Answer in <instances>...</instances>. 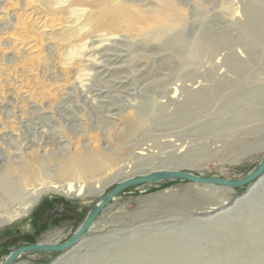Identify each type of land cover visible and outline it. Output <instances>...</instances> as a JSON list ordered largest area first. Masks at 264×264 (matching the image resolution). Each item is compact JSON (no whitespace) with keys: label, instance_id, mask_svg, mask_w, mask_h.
I'll use <instances>...</instances> for the list:
<instances>
[{"label":"rangeland","instance_id":"374dc122","mask_svg":"<svg viewBox=\"0 0 264 264\" xmlns=\"http://www.w3.org/2000/svg\"><path fill=\"white\" fill-rule=\"evenodd\" d=\"M39 1L0 0V175L12 161L32 160L38 172L31 186L13 181L22 205L2 206L0 264L48 235L66 242L126 174L171 166L237 180L264 157V47L245 28L249 7L264 9V0H173L168 7L162 0H109L104 8L105 0L77 7L53 0L59 5L49 11ZM70 25L76 36L58 41ZM218 34L231 45L199 49L197 63H189L197 43ZM241 64L242 71L233 70ZM196 91L205 99L187 102V93ZM130 122L133 137L126 136ZM92 151L118 156L97 176L72 181L93 198L49 191L69 181L59 173L71 157ZM198 186L166 180L127 188L71 253L28 254L14 263L264 264V192L237 206L249 185L229 189L234 193ZM215 201L221 208L209 211ZM244 222L262 226L248 236L256 246L248 259L238 244L224 242ZM166 251V263L155 261ZM180 255L185 262L177 261Z\"/></svg>","mask_w":264,"mask_h":264},{"label":"bare ground","instance_id":"6f19581e","mask_svg":"<svg viewBox=\"0 0 264 264\" xmlns=\"http://www.w3.org/2000/svg\"><path fill=\"white\" fill-rule=\"evenodd\" d=\"M41 6L46 10L49 11L51 10V8L53 6H58L59 3L58 1H55L53 3V0H40L39 1ZM82 2V0H71L69 2V6L75 5L77 7V5H80V3ZM90 2V1H87ZM173 0H162L161 5L163 7H168L172 4ZM86 3V2H85ZM83 4V3H82ZM109 4V0H105L102 3V7L104 8L105 6H107ZM119 5V4H118ZM120 6V5H119ZM82 7V6H81ZM122 8V7H121ZM75 9V8H74ZM67 10V8H66ZM250 10V14H251V22L249 23V25H246L245 28L248 31H251V34L254 36V38L259 42V44L264 47V9L263 8H258L253 9L251 8V6L249 7ZM121 11V9H117L116 14H119ZM69 12V11H68ZM109 13V12H108ZM112 13V12H111ZM80 16V15H79ZM84 16V15H83ZM116 16V15H114ZM119 16V20H124V17L122 15H117L116 17ZM72 18V17H71ZM78 18V17H77ZM81 18V17H80ZM88 18H90V16H88L86 18L87 21H90V19L88 20ZM73 20V19H71ZM77 20V19H76ZM80 20V19H79ZM77 20V21H79ZM116 20V19H115ZM104 21V20H103ZM76 22V21H75ZM80 22V21H79ZM67 24L71 23L72 21H68L66 22ZM65 23V24H66ZM74 23V22H73ZM77 23V22H76ZM81 23V22H80ZM75 25V24H74ZM80 25V24H79ZM94 25V24H93ZM89 27V26H88ZM73 27H67L66 33L63 35H59L57 37L58 41H68V40H72V37L76 36L75 35V31H73L74 29H71ZM84 28H86L84 26ZM78 31V30H77ZM81 31H82V26H81ZM77 34V33H76ZM87 35V34H86ZM85 35V36H86ZM84 36V37H85ZM101 36V35H100ZM106 36V35H105ZM104 36V37H105ZM82 37V36H81ZM87 37V36H86ZM85 37V38H86ZM96 37V36H95ZM103 37V36H102ZM77 38V37H76ZM94 38V37H93ZM97 38V37H96ZM88 39V38H86ZM75 40V39H74ZM84 40V38H83ZM92 42V41H91ZM101 42V41H100ZM82 43V41H81ZM94 43V42H93ZM80 44V43H77ZM231 45V41L230 39L224 35V34H218V35H214L211 37H208L207 39H205V41H203L202 43H197L196 47H195V52L194 55L192 56V59L189 63H197L196 61L198 59H196V55L195 53L200 50L206 49L207 51H210L212 49H214V47L218 46L220 48L223 47H227ZM94 46V45H93ZM204 47V48H203ZM117 49V48H116ZM115 49V50H116ZM96 50V49H95ZM91 51V50H90ZM116 53V52H115ZM111 56V55H110ZM121 56V55H119ZM112 57V56H111ZM90 58V57H89ZM103 58V57H102ZM105 58V57H104ZM103 58V59H104ZM120 61V60H119ZM99 64V63H98ZM110 64V63H109ZM105 65V64H104ZM103 65V66H104ZM102 66V65H101ZM100 66V67H101ZM106 66V65H105ZM99 67V66H98ZM111 67V66H110ZM109 68V65L108 67ZM234 71L236 72H240L242 71V69L244 68L243 65H234V67H232ZM111 70V69H110ZM140 70V69H139ZM138 70V71H139ZM152 72V71H149ZM104 73V72H103ZM99 74V73H98ZM159 74V72H158ZM101 76V74H99ZM113 75V74H112ZM135 75V74H134ZM157 75V74H156ZM155 75V76H156ZM162 75V74H161ZM105 76V75H104ZM116 76V75H115ZM148 76V75H146ZM81 77V76H79ZM144 77H145V73H144ZM143 77V78H144ZM207 77H209V74H207ZM82 78V77H81ZM108 80V78H106ZM208 79V78H207ZM103 80V79H102ZM111 80V78L109 79ZM140 80V79H139ZM138 80V81H139ZM146 80V79H145ZM119 81V80H118ZM117 81V82H118ZM142 81V79H141ZM140 81V82H141ZM82 82V81H81ZM103 82V81H102ZM144 82V81H143ZM105 84V83H104ZM139 84V83H137ZM108 85V84H107ZM127 85V84H126ZM136 85V84H135ZM154 85V84H153ZM147 86V85H146ZM192 86V85H191ZM195 86V84L193 85ZM110 87V86H108ZM138 87V86H137ZM150 87V86H149ZM152 87V86H151ZM131 88V87H130ZM134 88V86H133ZM184 88V87H183ZM190 88V87H189ZM185 89V88H184ZM179 90V89H178ZM177 90V91H178ZM188 90V89H187ZM87 91V90H86ZM101 91V90H100ZM123 91V90H122ZM132 91V90H131ZM190 91V90H188ZM96 92V91H94ZM102 92V91H101ZM134 92V91H133ZM187 93V92H186ZM89 94V93H88ZM181 94V92H180ZM107 95V94H106ZM179 95V94H178ZM109 96V95H108ZM127 96V94H126ZM102 97V96H101ZM122 97V96H121ZM205 94L202 93L201 91H196V92H190L187 93V102H193V103H197V102H202L205 99ZM116 98V97H115ZM126 98V97H125ZM117 99V98H116ZM171 99V98H170ZM105 100V98H104ZM175 100V99H174ZM98 101V100H97ZM103 102V101H102ZM108 102V101H107ZM101 104V103H100ZM111 104V103H110ZM104 105V104H102ZM191 105V104H190ZM189 106V105H188ZM110 107V106H109ZM113 107V106H112ZM110 107V108H112ZM104 108V107H103ZM108 108V109H110ZM180 113L184 114L185 116L188 115V111H187V106H180L179 108ZM111 113V112H110ZM136 127L134 125V123L130 122L127 124V132H126V136L130 137L133 134H135ZM133 137V136H132ZM123 142V141H122ZM118 146V145H117ZM153 149V148H152ZM143 150V149H142ZM141 151V150H140ZM139 155H143L140 154ZM117 158L118 156H112L111 154L101 151V152H89L87 154H84V156H74L71 157L64 165V167L62 168V170L59 173L60 177H68L69 181L67 183H63V184H58L57 186L52 187V189H50L49 191L52 192L53 194H62L64 195L67 199H77L80 201H85V200H89L91 198H93V196L89 197L85 191V189H83L82 186H76L74 184H72V181H74L75 179H81L83 181L89 179V178H93L95 176H97L98 174L101 173L102 170H105L106 168L114 165L117 162ZM260 162V161H259ZM170 166V165H169ZM178 167H164V166H159V167H155V168H151L145 171H140V172H136V173H130V174H126L123 177H119L117 178L115 181L116 183H120L124 180L130 179V178H134V177H138V176H145V175H149V174H154L157 172H161V171H178ZM38 172L36 171V166L35 163L32 160H25L22 164H16L15 162H8L3 170V173L0 175V212L2 211V206L4 205V203L8 202V204L10 205H16V204H21L18 201V198L16 197V191L17 189V185L16 183H14L13 181L16 178H19L21 180V184H24L25 186H31L32 184L35 183V181L38 180L37 178ZM249 186L247 187V194L244 195V197L240 198L237 202H235V204L237 203V206L239 204V206L241 204H243V202H249L250 200L258 197L259 195H261L264 192V172L261 174L260 177H258L255 181H253L252 183L248 184ZM210 188V186H198V188ZM221 187V186H220ZM223 188V187H222ZM213 189V187H212ZM226 189V188H225ZM228 189V188H227ZM218 190V189H217ZM103 191V189H99L97 191V194H100ZM211 191V190H210ZM229 191L231 193H234V191L232 190H226ZM27 192V191H24ZM198 192V191H197ZM200 193V192H199ZM198 193V194H199ZM197 194V195H198ZM203 196V195H201ZM7 200V201H6ZM223 201V200H222ZM216 202V201H215ZM219 204H217V202L215 204L212 205L211 208H209V211H216L219 208H221L220 202H218ZM225 203V202H224ZM22 205V204H21ZM24 205L27 206V208H25L26 211H24L25 213H27L32 206L31 202H25ZM232 210V209H231ZM13 219V218H12ZM2 221V220H1ZM93 226V225H92ZM91 226V227H92ZM90 227V229H91ZM262 227V226H261ZM260 225H255V224H251L250 223H243V225L238 226V228H234L232 229L230 235H228V237H226L224 240V242L227 245H239L240 251L243 254L245 259L251 258L256 254V246H254V244H250L248 236L251 233H258V229L261 228ZM89 229V230H90ZM88 230V231H89ZM264 231V230H263ZM260 232V231H259ZM262 232V231H261ZM254 235V234H253ZM254 235V236H255ZM84 237V236H83ZM83 237H81V239L71 248H69L68 252H70L72 249V251H74L78 246L80 245V243L83 240ZM248 239V241H246ZM39 244H51V245H55L58 244L59 241L55 240V235H48L43 239H40ZM241 242V243H240ZM62 244V243H60ZM84 245V244H83ZM160 246V244L156 243L153 247V249H158ZM71 253V252H70ZM167 251L166 253H156V259L155 261L160 262V263H166L167 259L169 257H167ZM170 255V254H169ZM148 256V255H147ZM131 258L133 259L132 261H137V259L139 258L138 256L134 257L133 255H131ZM153 256H148V259H153ZM177 261L178 262H185V257L180 255L177 256ZM4 262V261H3ZM15 264V263H14ZM261 264V263H259Z\"/></svg>","mask_w":264,"mask_h":264},{"label":"water","instance_id":"95a60500","mask_svg":"<svg viewBox=\"0 0 264 264\" xmlns=\"http://www.w3.org/2000/svg\"><path fill=\"white\" fill-rule=\"evenodd\" d=\"M264 172V157L260 160L257 166L246 176L237 180H227L218 177H200L180 171H161L145 176H138L120 182L114 189L109 191L104 197L98 200L91 208L85 220L71 237L62 244H31L21 247L11 252L2 264H14V262L23 255L34 253H53L64 252L74 246L81 237L90 229L99 213L121 192L127 188L142 184L157 183L166 180H184L198 185L206 186H221L228 189H237L246 186L255 181Z\"/></svg>","mask_w":264,"mask_h":264}]
</instances>
